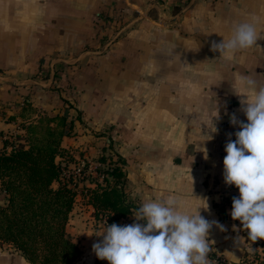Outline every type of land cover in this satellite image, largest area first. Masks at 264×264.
Returning a JSON list of instances; mask_svg holds the SVG:
<instances>
[{"label":"crops","instance_id":"0c3cea01","mask_svg":"<svg viewBox=\"0 0 264 264\" xmlns=\"http://www.w3.org/2000/svg\"><path fill=\"white\" fill-rule=\"evenodd\" d=\"M242 22L264 32V0H0V148L7 135L21 131L28 104L33 111L26 115L33 119L66 114L73 135L63 137L62 147L84 143L115 154L106 163L124 160L118 164L136 208L173 196L182 210L194 211L205 199L208 209L200 214L226 229H210L209 264L216 257L258 264L262 247L231 218L232 198L240 193L225 184L223 159L225 144L240 130L230 124L231 115L247 122L235 94L243 91L240 78L264 86V39L231 61L210 50L212 40L230 38ZM217 101L220 119L212 120ZM214 124L218 132L203 141ZM76 202L68 224L79 258L109 264L92 250L103 239L94 233L106 223L91 216L94 208L82 197ZM133 223L146 221H136L131 212L117 224ZM238 236L244 246L237 245ZM0 264L27 262L1 244Z\"/></svg>","mask_w":264,"mask_h":264},{"label":"clouds","instance_id":"9594fccd","mask_svg":"<svg viewBox=\"0 0 264 264\" xmlns=\"http://www.w3.org/2000/svg\"><path fill=\"white\" fill-rule=\"evenodd\" d=\"M258 39H264V32L258 31L254 22H242L233 27L230 38L212 40L210 50L231 61L237 52L257 46ZM239 84L243 91L235 94L241 96L240 111L247 122L239 120L234 113L230 117V124L238 125L240 130L234 133L235 140L229 138L225 144L223 179L225 184L235 185L240 193L232 198L231 218L239 220L248 232V239L255 242L264 239V86L247 76L241 77ZM213 118L220 119L218 101ZM207 129L201 132L207 136L203 141L213 139L210 133L218 132L215 124ZM203 141L197 147L207 159ZM203 200L205 205L194 211L182 210L183 205L173 196L142 202L138 208L133 207L132 213L136 221L146 224L120 226L105 221L104 230L94 233L103 239L94 243L92 250L97 258L106 259L109 264H209L210 229L213 225L221 231L226 229L218 221L209 222L200 214L201 208L208 209ZM233 229L236 230L235 225ZM236 243L244 246L245 238L238 236ZM248 251L252 253L254 249L249 247Z\"/></svg>","mask_w":264,"mask_h":264},{"label":"trees","instance_id":"16d2710c","mask_svg":"<svg viewBox=\"0 0 264 264\" xmlns=\"http://www.w3.org/2000/svg\"><path fill=\"white\" fill-rule=\"evenodd\" d=\"M30 110L33 108L28 104V112L21 116L25 120L19 124L21 131L4 139L0 148L4 200L0 204V245L13 248L27 264H74L81 248L66 226L78 195V181L66 164L70 152L61 145L63 137L73 135V120L66 114H43L33 119L26 115ZM99 161L106 163L104 157ZM107 163L92 180L94 186L86 187L85 192L94 216L104 215L109 224H117L135 206L126 201V176L118 164L125 161L118 158ZM219 212L222 215L224 210ZM260 246L264 253V239ZM258 260L264 264V258Z\"/></svg>","mask_w":264,"mask_h":264},{"label":"rangeland","instance_id":"374dc122","mask_svg":"<svg viewBox=\"0 0 264 264\" xmlns=\"http://www.w3.org/2000/svg\"><path fill=\"white\" fill-rule=\"evenodd\" d=\"M102 134H104V133H100L99 135H95V136L98 137ZM4 139H11V134L7 135V137ZM69 144H72V143L70 142ZM88 148L89 147L86 146V144H84V143L81 145V147H77L76 149H74L72 146H70V150H69L70 155L68 154V156H70V158L68 159L69 161L66 163L68 165V168L71 171L76 172L75 170H77V169L81 170L82 175H76V180L78 181V187H77L78 195H77V197H79V198L82 197L83 201L86 203L89 200L88 194H87V192H85L86 187H88V186L93 187L94 182L92 180H95V178L99 176V171H100V173L103 172V170H105L108 166V163H102V164L99 163V158L104 157L108 161V158L111 159L112 156H113V158L115 156V154H111V152H109L108 150H107V154H109V155H106V154H104V152L102 150L100 151L98 149V151H94V149H88ZM89 151L90 152L93 151V152L89 153ZM94 152H97V153H94ZM95 154H98V155L96 156ZM81 176H84L83 177L84 180L79 182V179L81 178ZM99 180H101L100 177H99ZM101 183H102V181H101ZM126 201H127V203L133 204L127 198V194H126ZM75 202H76V199H75ZM79 202L80 201L76 202V206H78ZM90 214L92 217H94L96 219V217L94 216V209ZM103 216H100V218ZM100 218H99V220H100ZM68 223H69V221H68ZM66 229H67L69 236L72 238V240L74 242H76L74 237L69 232V230H70L69 224H67ZM77 234H79V233H77ZM76 243H78V242H76ZM89 263L90 262H85V260H82L81 258H79L74 264H89ZM93 264H100V261L98 259H96L95 261H93Z\"/></svg>","mask_w":264,"mask_h":264},{"label":"built area","instance_id":"2783aa9c","mask_svg":"<svg viewBox=\"0 0 264 264\" xmlns=\"http://www.w3.org/2000/svg\"><path fill=\"white\" fill-rule=\"evenodd\" d=\"M76 172H75V175H80L81 174V170L80 169H77V170H75ZM229 205H230V203H229ZM230 206H232V204L230 205ZM102 221H106L107 223H108V221H107V217L106 216H103V217H101L100 218ZM240 222V221H239ZM240 225H241V227H242V229H243V226H242V224L240 223ZM244 230V229H243ZM245 235L248 237V232H247V230H245ZM257 244H260V238H258L256 241H255ZM254 261V260H253ZM214 262L216 263V264H230L229 262H227V260L225 259V258H221V257H216V258H214Z\"/></svg>","mask_w":264,"mask_h":264}]
</instances>
